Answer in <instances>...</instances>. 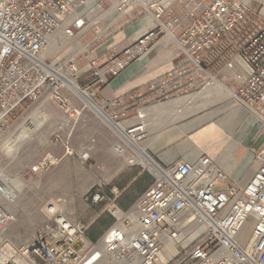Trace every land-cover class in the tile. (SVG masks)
Listing matches in <instances>:
<instances>
[{
    "label": "built area",
    "instance_id": "obj_1",
    "mask_svg": "<svg viewBox=\"0 0 264 264\" xmlns=\"http://www.w3.org/2000/svg\"><path fill=\"white\" fill-rule=\"evenodd\" d=\"M88 2L0 0V140L17 109L40 100L46 91L72 120L82 117L87 105L74 104L65 93V81L58 76L67 72V78L78 83L79 53L54 65L42 52L48 37L65 20L71 19L64 27L68 38L84 30L88 17L82 8ZM255 3L258 0H120L119 9L126 13L143 7L152 15L153 27L111 54L103 65L92 59V84L119 76L168 31L178 47L177 63L171 70L144 87L97 102L99 116L113 131L114 152L129 165L150 172L153 183L128 211L112 206L116 221L97 240L87 238L88 225L73 221L57 205L49 204L48 219L39 231L43 240L29 248L38 259L34 264L111 263L105 259L172 264L177 258H182L179 264H264V4L258 8ZM96 42L98 39L92 43ZM229 69L244 72L245 76L232 77L239 82L234 97L258 119L259 131H263L261 147L252 149L254 175L243 185L230 181L209 155L164 165L143 144L153 105L213 85ZM53 142L64 145L66 154H75L61 133L53 136ZM90 151L85 148L77 155L88 161ZM51 158L36 163L32 170L42 171ZM112 195L116 201L119 190ZM106 199L101 192L91 195L93 203ZM119 212L122 218L115 215ZM13 220L12 212L0 206V233ZM201 227L202 232L192 238ZM170 242H176L178 254L163 262L161 256ZM77 243H81L79 248ZM2 244L0 237V247Z\"/></svg>",
    "mask_w": 264,
    "mask_h": 264
},
{
    "label": "rangeland",
    "instance_id": "obj_2",
    "mask_svg": "<svg viewBox=\"0 0 264 264\" xmlns=\"http://www.w3.org/2000/svg\"><path fill=\"white\" fill-rule=\"evenodd\" d=\"M261 1L264 3V0ZM98 2L101 4V12L95 16L94 20L97 21V24L88 18L85 28L80 34L74 38L67 37L64 41H62V38L66 37L64 29L58 31L56 45L52 49H48L47 44L42 52V57L54 65L64 62L74 53H70L72 45L78 43L81 36L85 35L84 44L76 45L78 51L75 52L79 53L80 67L84 68L88 65V62L83 59L87 55L83 51V47H86V40L94 38L102 41L104 39V42L116 44L118 50L121 51L139 35L153 27L151 22H142L147 18L148 13L141 6L125 13L120 19L112 20V13L119 9L120 0H99ZM102 35L103 37L100 38ZM163 36L162 34L160 40L163 39ZM170 48L173 51L176 49V45L172 43ZM223 76L224 74L220 75L218 83L235 91L239 82L232 77ZM85 77L92 80L94 78L93 70L87 71ZM85 81L87 82V80ZM78 84L81 89L85 88L80 78ZM213 85L178 97L187 98L186 103H191L188 105L179 104L177 108L166 110L159 119L152 121V126L157 128L154 129L152 138L164 134V131L179 126L186 120L197 121L209 116L213 122L224 120V118L228 120L233 111L239 107L237 100L234 96L226 97V90L222 93L208 92V89ZM87 91L96 102H100L101 98L95 91ZM65 93L72 98L74 104L79 106L85 104L68 87H66ZM183 115H187V118H182ZM249 115L251 114L248 113ZM248 116L245 115L240 124L230 126L231 131L234 130L236 135L239 134L241 124ZM32 117L37 119V124L41 123V127L34 132L35 134H17L21 131V126L30 122ZM207 122L193 128L187 135L191 136ZM254 132H257L258 142L262 143L263 131L260 133L256 128ZM56 133H61L66 137L69 145L75 151L74 155L66 154L64 145L54 144L53 136ZM250 134L254 135L252 131ZM149 136L148 134L143 142L148 147L150 142L146 141ZM12 137L14 138L12 139ZM186 138L187 136L184 135L168 144L167 149L163 152L169 156V159L176 157L180 151L178 145ZM113 143V131L95 110L86 106L82 117L72 120L69 114L58 107L49 91H46L40 100L24 103L17 109L11 118L9 130L0 140V166L3 167V173L0 175V206L14 215V220L0 233V237L3 239L0 254L4 258L8 257L6 249L11 251L9 254L15 253L14 257H8L5 264H17L13 259L21 253L25 245L34 240L31 237L37 234L47 221V205H57L75 222L88 225L94 217L101 214V224H113L116 218L111 213L112 206L116 204L118 208L128 211L151 186L153 183L151 173L140 165H129L124 157L115 154L112 148ZM85 148L91 150L88 161H82L77 155ZM150 152L156 159L153 151L150 150ZM49 156L52 157L51 163L45 169L40 172L32 170L36 163ZM255 167L253 160L250 168L254 171ZM137 175L139 177L136 183L132 187H128V183ZM115 189L119 190L120 196L116 201H112V193ZM96 192L104 193L107 199L103 202H91V195ZM28 241L30 242L27 243ZM80 246L81 243L76 244L77 248ZM173 254H176V251ZM181 260L182 258H177L172 264H179ZM108 261L111 262L110 264H131L125 260L111 259Z\"/></svg>",
    "mask_w": 264,
    "mask_h": 264
},
{
    "label": "crops",
    "instance_id": "obj_3",
    "mask_svg": "<svg viewBox=\"0 0 264 264\" xmlns=\"http://www.w3.org/2000/svg\"><path fill=\"white\" fill-rule=\"evenodd\" d=\"M98 1L99 0H89L88 4L82 8V12L85 13L95 24H97V21L94 20L96 19L95 16L101 12V8L98 6ZM262 2L263 1L258 0V3H255L254 5L260 8L262 4H264ZM124 14V11L117 9L113 11L111 19H120ZM68 22L70 23L71 19L62 22L59 29L53 34V36H51L48 49H52L56 45V33L63 30L64 27L69 24ZM142 22H151V24H153L154 21L152 15L149 13L147 18ZM102 37L103 35L100 36V38ZM66 38L67 36L63 37L62 41ZM84 38L85 35L81 36L78 43L72 45L70 53L78 51L76 50V45L84 44ZM93 40L94 38L86 40V47H83V51L87 53L83 59L88 62V65L81 68L80 80L83 81L85 87L94 90L97 93V96L101 99L122 95L144 87L151 80L171 70L177 63L176 56L178 53V47L175 44L174 39L168 35H164L163 39L160 40L146 56L129 66L119 76L115 78L107 77L106 81L94 85L92 84L93 79L89 80L85 77L86 72L91 70L89 62L96 58L99 61V65H103L111 54L116 53L119 50L116 44H109L106 41L104 42V39L96 43H92ZM172 43L176 45V49L173 51L170 50ZM88 45L93 48V51H91V48H88ZM239 74L245 76L244 72L240 69H229L225 70L223 77L231 78ZM84 80H87V82H84ZM224 90H226V97L233 96L234 91L232 89H229L218 82L214 83V85L208 89V92L212 93L218 91L222 93ZM186 99L187 98H178L169 103L158 104L157 106L151 107L150 118L147 122V132L150 136L146 142H150L149 149L153 151L156 159L164 165H171L181 159H195L206 154L214 159L218 167L227 174L230 181L242 185L248 183L255 172V170L253 171L252 168H250L251 162L254 160L252 149L260 148L262 143L258 142L259 139L257 138V132H254V130L256 131V128H258V130L260 128L258 119L256 120V117L244 107L239 106L234 110L228 120L224 118V120L213 122L210 116L197 121L186 120L181 125L174 126L173 128L164 131V134L152 138L156 126H152L151 122L159 119L161 117L160 115L166 110L177 108L178 105L182 103L183 105L190 104L191 102L186 103ZM248 113L251 115L248 116ZM245 115H247L248 118H245V122L241 124V131L236 135L234 130L231 131L230 126L240 124ZM181 117L186 119L187 115ZM205 121H208L205 126L196 130L191 136L187 135L189 131ZM251 131L254 134L252 136L250 134ZM184 135H186L187 138L178 145V149H180L179 153L176 154L175 158L169 159V156L163 151L167 149V146L171 141L180 139ZM138 177V175L135 176L128 183V187H132L138 180ZM100 218L101 214L94 217L91 222H89L87 230V238L89 240H97L112 225L101 224ZM167 249L170 253H174L170 250L169 244L167 245ZM164 256L166 259L163 262H167L171 258L168 252Z\"/></svg>",
    "mask_w": 264,
    "mask_h": 264
},
{
    "label": "bare ground",
    "instance_id": "obj_4",
    "mask_svg": "<svg viewBox=\"0 0 264 264\" xmlns=\"http://www.w3.org/2000/svg\"><path fill=\"white\" fill-rule=\"evenodd\" d=\"M126 13V11H124ZM69 23V22H68ZM71 23V22H70ZM69 23V24H70ZM169 37H171L172 39L173 36L172 34L168 31V34H167ZM53 36V35H51ZM51 36L48 37V47H49V44H50V38ZM59 77H62L63 80L65 81V84L66 86L72 90V92L76 93L77 97H79L87 106L91 107L93 110H95V112L97 114L100 115L101 113V107L97 104V102L94 100L93 96L91 94L88 93V91L83 90L79 87L80 85L77 83L76 80H73V79H68V73L67 72H63L62 74H59L58 75ZM74 93V94H75ZM233 96H234V93H233ZM40 121V120H39ZM41 127V123L40 124H37V119L32 117L31 121L30 122H26L23 124V126H21V131L17 134H20V133H23V134H32L34 133L36 130H38L39 128ZM35 134V133H34ZM33 134V135H34ZM15 137V136H14ZM12 137V139L14 138ZM11 139V140H12ZM10 140V141H11ZM114 151V150H113ZM115 153V152H114ZM116 154V153H115ZM146 160L151 162L152 163V159L146 155ZM147 161H144V164H147ZM3 173V167L0 166V175ZM49 206L47 205V208ZM117 217L119 218H122L123 214L121 212L119 213H115ZM203 228H199L198 231L195 233V237L197 235H199L201 232H202ZM199 232V233H198ZM197 234V235H196ZM43 237H44V234L43 233H40L38 232L37 234H34L31 238H33L34 240L30 243V244H27L25 245L24 249L21 250V253L15 257V259H13L17 264H34L35 260L38 262V259H36V257L33 255V254H30L29 252V248H32L34 246H36L38 243H40L42 240H43ZM193 237V238H195ZM30 241H28L27 243H29ZM8 244V243H7ZM6 246V245H5ZM8 247V245H7ZM11 247V246H10ZM169 247H170V250L172 252H175L176 251V254H172L168 251L167 247V252L168 254L171 256V257H174L178 254V249L176 247V242H170L169 243ZM13 250V249H12ZM1 251V250H0ZM6 252L8 253V257H14L15 256V253H11L9 254L11 251L9 249H6ZM6 255V254H4ZM165 254H163L161 256V260L164 261L166 258L164 256ZM8 257L4 258L3 255L0 254V264H5L6 260L9 259ZM11 260V259H10ZM108 260H111V259H105L104 262L108 261ZM116 260V259H115ZM103 262V263H104ZM125 262V261H124ZM41 264H44V263H41ZM47 264V263H45ZM105 264V263H104Z\"/></svg>",
    "mask_w": 264,
    "mask_h": 264
},
{
    "label": "trees",
    "instance_id": "obj_5",
    "mask_svg": "<svg viewBox=\"0 0 264 264\" xmlns=\"http://www.w3.org/2000/svg\"><path fill=\"white\" fill-rule=\"evenodd\" d=\"M184 264H193V261H188V262H186Z\"/></svg>",
    "mask_w": 264,
    "mask_h": 264
}]
</instances>
